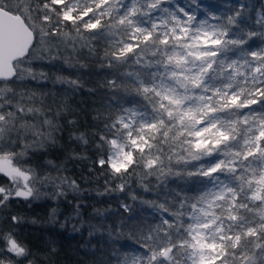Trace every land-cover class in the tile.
Wrapping results in <instances>:
<instances>
[{
  "label": "snow or ice",
  "instance_id": "obj_1",
  "mask_svg": "<svg viewBox=\"0 0 264 264\" xmlns=\"http://www.w3.org/2000/svg\"><path fill=\"white\" fill-rule=\"evenodd\" d=\"M51 69L73 96L85 72L100 77L84 124L17 93ZM68 144L91 150L66 160H91L97 196L125 197L99 247L89 225L92 264H264V0H0V264L56 254L55 240L34 255L18 237L35 204L61 229L70 195L83 216L85 190L50 158Z\"/></svg>",
  "mask_w": 264,
  "mask_h": 264
},
{
  "label": "trees",
  "instance_id": "obj_2",
  "mask_svg": "<svg viewBox=\"0 0 264 264\" xmlns=\"http://www.w3.org/2000/svg\"><path fill=\"white\" fill-rule=\"evenodd\" d=\"M8 2L15 8L17 5L23 8L25 7V0H8ZM211 0H205V3H210ZM42 69L37 65L35 71L37 74ZM51 79L44 88H35L32 84L27 85L26 87H17V90L22 92H27L36 94L38 98L41 97V94H47L45 102L52 105L53 109L56 107H62L65 104L72 109V115H69L68 119L78 118L81 124L85 123V113H91V108L93 107L94 97H89L86 90L88 88L96 87L100 83V77L94 74H88L85 72L82 83L84 88L81 90L80 95L73 96L71 92L66 93L67 85L53 84L57 75H63L68 77L69 73H57L55 69L48 70ZM71 78L75 79V74L71 75ZM54 93L59 95L53 96ZM66 93V94H65ZM53 99L56 100V104H53ZM29 107H39V103L35 105H27ZM36 123L35 120H29L27 123ZM85 129L81 127L79 131H84ZM66 135V134H65ZM75 149L77 153L91 155V150L85 148L79 144H68L67 148L63 153H52L50 158L56 159L59 156L60 161H64V166L69 170L67 173H61L62 175H67L70 179H76L83 192L84 199L82 203L86 206L83 211V216L80 219H75V209L74 205L77 203L76 200H73L71 195L69 200L71 204L61 203L60 212L62 213L59 216L60 223L65 221V217H73L67 221V227L65 229L60 228V224L51 223V217L49 215L52 204H45L43 202L35 204L32 208L27 209L22 214L25 216V219L28 221L36 220L35 224L26 223L21 228L17 229L18 237L29 247L32 248L34 255L38 252L43 253L47 247L51 246L49 242L51 240L56 241V254L50 258H39L37 264H92L94 257L90 254H86L81 250L82 245L88 239V232L93 230L89 225L95 226L96 229L100 231L97 232V235L91 239L87 247L89 249L100 246V236L101 233L105 240H107V231L113 223H119L118 217L123 212V209L120 208V201L124 200V196H120L117 200L116 196L118 194H112L111 196H97V191H103L104 189V179L101 178L97 184L95 181L92 183L86 182L91 177L97 175L96 172L91 173L89 176V169L91 167V160H82L69 162L66 160L68 153ZM59 162V161H58ZM27 166V165H25ZM55 175L56 173H52ZM120 181H116L119 183ZM114 187V185H113ZM150 198V197H149ZM128 203H132L129 199ZM111 208V215H96L95 210L100 209L103 212L105 209ZM84 224L82 233L74 231L75 229H80L81 224ZM4 247V243L0 242V248ZM10 254H6L3 258L8 259ZM26 264V262H25Z\"/></svg>",
  "mask_w": 264,
  "mask_h": 264
},
{
  "label": "clouds",
  "instance_id": "obj_3",
  "mask_svg": "<svg viewBox=\"0 0 264 264\" xmlns=\"http://www.w3.org/2000/svg\"><path fill=\"white\" fill-rule=\"evenodd\" d=\"M27 131H28V129L27 128H24L23 131L21 132V135H23ZM6 238L7 237H5V241H6ZM4 247L6 248V242L4 243ZM3 259H4V264H8V259H5V258H3Z\"/></svg>",
  "mask_w": 264,
  "mask_h": 264
},
{
  "label": "rangeland",
  "instance_id": "obj_4",
  "mask_svg": "<svg viewBox=\"0 0 264 264\" xmlns=\"http://www.w3.org/2000/svg\"><path fill=\"white\" fill-rule=\"evenodd\" d=\"M22 91L21 90H19V88H18V90H17V93H21ZM29 107V106H28ZM29 124H32V123H30L29 122ZM0 179H2V177H0ZM4 248V247H3ZM11 255V254H10Z\"/></svg>",
  "mask_w": 264,
  "mask_h": 264
}]
</instances>
